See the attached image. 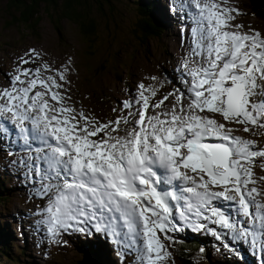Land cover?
Masks as SVG:
<instances>
[{"label":"snow or ice","instance_id":"1","mask_svg":"<svg viewBox=\"0 0 264 264\" xmlns=\"http://www.w3.org/2000/svg\"><path fill=\"white\" fill-rule=\"evenodd\" d=\"M227 3L182 0L193 11L192 55L198 58L182 65L190 78L183 82L187 95L173 92L157 101L158 90L141 83L138 119L129 112L101 122L68 104L70 97L59 91L67 66L47 76L44 71H53L47 63L24 68L0 89V134L14 132L32 153L19 163L38 185L33 194L47 201L37 223L53 240L100 234L134 250L137 264H166L171 252L161 234L170 240V232L181 230L178 215L218 239L225 233L210 224L264 250V190L249 187L257 184L253 166L264 148L235 135L234 127L253 135L264 128V34L229 30L243 25L230 23L233 12L241 13ZM170 97L176 103L168 109Z\"/></svg>","mask_w":264,"mask_h":264},{"label":"rangeland","instance_id":"2","mask_svg":"<svg viewBox=\"0 0 264 264\" xmlns=\"http://www.w3.org/2000/svg\"><path fill=\"white\" fill-rule=\"evenodd\" d=\"M114 1L122 7H119L123 11L122 20H118V15L113 13L114 19L109 21L107 12L104 13L105 16L100 14L95 9L94 0H87L93 6V10L89 11L88 16L95 18L99 26L97 39L90 43L71 19L58 12L53 13L52 19H50L44 11H41L40 20L34 28H29L28 25L21 24L19 21L13 22V16L17 17L16 10L11 8L7 0H0V89L10 86L11 82L7 81L9 80L8 76L11 78L12 73H16L21 67L22 59L32 57L29 50L35 49L40 56L38 58L32 57V62L26 64L28 65L26 67L35 69L47 63L53 69L51 72H43V75L47 76L56 75V69L63 70L67 66L69 69L68 74L66 73L67 83L59 81L65 87L59 91L70 97L67 100L68 104H73L72 106H75L77 110L83 109L86 115V111L89 110L91 115L88 114V116H94L101 122L112 121L119 116H124L125 111H128L124 107V101H133V105H135V93L138 95V86L141 83L152 86L159 81L160 85H155L158 95L154 100L165 96V91L170 90L171 93H177L174 82H178L179 79H174L175 69H180L177 65L179 62H181L180 65L186 61L189 62L188 58L192 55L194 39L190 33H184L186 29L182 33L184 28L177 24L180 22L177 18L178 12L173 10L172 4H182V0H157L159 3L158 11L164 27L161 37L148 40V48L145 50L137 48L129 33L130 23L136 15L134 1ZM161 4L162 8L160 7ZM226 6L240 10L241 14L237 15L233 12L232 15L238 19L236 22L245 21L243 23L246 25L242 27L241 31L246 32L255 27V30L264 34V20L251 16L243 0H228ZM108 22L113 24L109 25ZM177 32L182 33V35ZM181 71L183 72V70ZM168 76L175 85L171 84ZM153 77L156 79H152ZM161 77H166V82L161 83ZM57 79L59 78L57 77ZM177 85L179 89L182 87ZM92 92L98 95L99 104L92 102ZM172 100L176 103L174 97ZM173 102H167L166 106L170 109L174 104ZM136 109L137 107L134 109L132 107L129 112L134 111L133 114H135ZM152 110H149L150 114ZM158 111L160 109H157ZM217 118L219 119V117ZM121 127L123 129L125 125L122 124ZM234 127L239 128L237 132L240 134H245L243 130L245 126L234 125ZM254 131L256 132L255 135L252 132H247L249 133L248 139L255 140L264 146V135L260 134L264 133V128H254ZM235 135L238 134L235 133ZM2 151L0 146V152ZM255 160L253 166L256 171V173L254 172L255 178L258 175L264 177V157H257ZM9 163L7 157L0 158V182L3 185L1 187L3 191L0 190V192L8 193V201H4L0 205V222L2 227L7 228L13 237L10 243V251L13 255L17 254L18 251L23 252V254L18 255L20 264H81L86 261L88 256L91 258L90 264L98 258L106 260L109 264H117L118 261L126 264H137V254L134 250L129 249L126 244L122 246V244H118L106 236L100 234L87 236L80 233L74 235L72 233L64 234L60 238V242H56L47 234L46 226L37 223L36 225L40 229L34 227V210L38 212V209H43L46 206V199L38 197V200H35L36 195L33 193L38 185L33 183V179L29 175L23 173L21 178L19 174L12 173L13 168ZM31 179L32 181L29 183ZM261 181L264 183V180L261 179ZM255 187L263 189L262 185ZM35 217L37 222L42 218L38 214ZM216 227L225 233L224 235H228L227 230ZM203 233L212 242L213 253L210 255L217 263L223 260L233 264H244L245 261L249 264L257 263L256 260L253 261L248 250H246L247 255L242 254L245 249L234 244L230 240L231 236H225L228 238L226 240L225 237L218 239L208 231ZM169 234L172 237L170 240L165 239L161 234V239L171 252L166 264H177L173 245L181 235L179 231H173ZM187 234V231L184 230L183 235L187 236ZM63 241H67V243ZM235 242L240 243L241 240H235ZM93 243L96 244L95 248L96 250L98 248L97 254L100 256L88 253V245L91 246ZM132 251L135 255L130 253ZM85 252H87L86 258L82 259ZM1 261L12 264L3 256ZM1 261L0 263H2Z\"/></svg>","mask_w":264,"mask_h":264},{"label":"trees","instance_id":"3","mask_svg":"<svg viewBox=\"0 0 264 264\" xmlns=\"http://www.w3.org/2000/svg\"><path fill=\"white\" fill-rule=\"evenodd\" d=\"M133 1L134 7L136 8V15L130 23L131 28L129 33L137 48L145 50L148 48V40L153 38L159 39L163 31L164 25L158 11L159 3L157 0ZM243 2L251 16L264 20V0H243ZM7 3L17 12V17L15 15L13 16V22L19 21L21 24L28 25L29 28H34L40 20L41 11H44L50 19H52L51 16L53 13L58 12L71 19L77 25L80 33L83 34L84 38H88L90 43L97 39L99 26L95 18L88 16L89 11L93 10V6L87 0H7ZM94 4L96 5L95 9L100 14L105 16L107 12L109 21H113V13L118 15V20H122V7L117 5L115 1L94 0ZM160 7L162 8V4ZM108 24L111 25L113 23L108 22ZM119 63L122 64V62ZM91 98L92 102L99 104L98 95L94 92L91 93ZM1 187L3 185L0 182V190L3 191ZM4 201H8V193L0 192V205ZM12 239L13 237H11L10 231L2 227V223L0 222V261L3 256L12 264H20L18 255L23 254V252L18 251L17 254L13 255L10 251ZM95 246L96 244L94 243L91 246L88 245V253L96 255L97 251ZM173 252L177 258V264H233L227 260L217 263L210 255L209 243H207L206 239L196 235L178 241L174 245ZM105 261L98 258V260L92 261V264H109ZM1 262L0 264H8L6 261ZM117 264L126 263L118 261Z\"/></svg>","mask_w":264,"mask_h":264},{"label":"bare ground","instance_id":"4","mask_svg":"<svg viewBox=\"0 0 264 264\" xmlns=\"http://www.w3.org/2000/svg\"><path fill=\"white\" fill-rule=\"evenodd\" d=\"M179 2V1H178ZM182 2V1H181ZM173 5V7L175 8V10L178 12L177 13V18H178V21H180V22H186L187 23V29L185 30V34H189L190 33V35H193V33H192V25L195 27L196 25H195V22H194V20H193V18H192V16H193V11L190 9V8H188V7H185V6H182V4H180V3H174V4H172ZM236 20H238L237 18L236 19H234L233 20V22H230L232 25H237V24H239V25H246L245 23H243V22H245V21H242V20H239L238 22H236ZM247 21V20H246ZM240 22V23H239ZM251 22H253V21H251ZM235 23V24H234ZM252 28H254V30H255V27H252ZM241 29L242 28H239V29H237V28H235V27H233V28H231V29H229V30H235V31H241ZM178 31V30H177ZM250 30H248V31H246V32H249ZM241 32H243V31H241ZM178 33V32H177ZM181 39H183V37H181ZM193 57V58H192ZM53 58V57H52ZM189 62H192V61H194V60H197L198 58L197 57H194L193 55H191L189 58ZM187 60V59H186ZM54 63V62H53ZM180 63L181 62H179L177 65L179 66V68L181 69V70H184L183 68H182V65H180ZM26 66H28V65H24L23 63H22V65H21V67L19 68V69H21L22 68V70L24 69V68H27ZM60 66V65H59ZM178 66H176V67H178ZM190 66H191V64H190ZM52 68V67H51ZM180 69H175V77H174V79H179L181 76H184L183 75V72L180 70ZM68 74V73H67ZM13 76H11V78H12ZM11 78H9V76H8V79L9 80H7V81H9V83L11 82ZM187 79H190L189 77H187ZM69 82V81H68ZM67 83V82H66ZM65 83V84H66ZM73 83V82H72ZM174 83H176V84H179L180 85V83L179 82H174ZM261 83H264V82H261ZM11 84V83H10ZM181 86V85H180ZM64 87V86H63ZM65 88V87H64ZM71 88V87H70ZM73 88V87H72ZM42 90V89H41ZM72 90V89H71ZM180 91L179 92H184L183 90H182V87L179 89ZM67 91V90H66ZM170 91V90H169ZM169 91H165V95H167L168 93H171V92H169ZM69 92V91H68ZM66 93V92H65ZM75 93V92H74ZM177 94V93H176ZM70 95V94H69ZM173 97H170V99H169V101H172L173 102ZM73 100V99H72ZM71 101V100H70ZM69 101V102H70ZM75 101V100H74ZM169 101H166L165 103H167V102H169ZM80 102V101H79ZM54 103V102H53ZM173 103H175V102H173ZM73 105V104H72ZM73 107H75V106H73ZM138 108L139 106L138 105H133V109L134 108ZM83 108V107H82ZM168 108V107H167ZM169 109V108H168ZM171 109V108H170ZM160 111H161V109H160ZM87 112V115L89 114V115H91V112L88 110V111H86ZM132 113L134 112V111H131ZM136 112V111H135ZM155 112H157V109H155V110H152V112H151V114H155ZM134 116H135V118L138 116V115H135L134 114ZM96 118V117H95ZM98 119V118H97ZM129 119L131 120V119H133V117H129ZM98 120H100V119H98ZM238 135H240V136H242V137H244V138H247L248 139V137H249V133H247V132H245V134H240L239 132H236ZM257 145H258V147H261V148H264V146H262L261 144H258L257 143ZM264 161V160H263ZM253 171L256 173V171L253 169ZM257 177V176H256ZM258 177H260V175H258ZM255 178L256 180H257V184L256 185H249V187H252V186H258V185H262V187H263V189L262 190H264V183H262V181H261V177L260 178ZM260 199H262V200H264V195H262L261 197H259ZM47 202V201H46ZM235 218H237V219H240L241 217L238 215V214H236V216H235ZM244 222H245V224H247V222H246V220H244ZM226 238V237H225ZM226 239H228V238H226ZM190 245V244H189ZM254 249L256 248L255 246L253 247ZM101 249H103L102 247H101ZM97 250H98V248H97ZM96 250V251H97ZM97 255H99V254H97ZM100 256V255H99ZM91 258L88 256L87 257V259H86V261L84 262V263H81V264H90V262L91 261H89ZM204 259V258H203ZM92 264V263H91Z\"/></svg>","mask_w":264,"mask_h":264},{"label":"water","instance_id":"5","mask_svg":"<svg viewBox=\"0 0 264 264\" xmlns=\"http://www.w3.org/2000/svg\"><path fill=\"white\" fill-rule=\"evenodd\" d=\"M86 258V255L84 257H82V259Z\"/></svg>","mask_w":264,"mask_h":264}]
</instances>
